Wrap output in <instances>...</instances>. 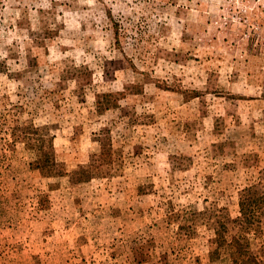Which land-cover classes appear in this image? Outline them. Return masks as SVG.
<instances>
[{"label": "rangeland", "instance_id": "rangeland-1", "mask_svg": "<svg viewBox=\"0 0 264 264\" xmlns=\"http://www.w3.org/2000/svg\"><path fill=\"white\" fill-rule=\"evenodd\" d=\"M262 195L264 0H0V264H264Z\"/></svg>", "mask_w": 264, "mask_h": 264}, {"label": "trees", "instance_id": "trees-1", "mask_svg": "<svg viewBox=\"0 0 264 264\" xmlns=\"http://www.w3.org/2000/svg\"><path fill=\"white\" fill-rule=\"evenodd\" d=\"M34 132L27 133V136H37L40 132V129L34 130ZM40 143L42 155L38 158L36 162V169H39L42 174L46 176H52L55 171L56 162L54 160V150H53V141L54 136L45 134L39 135V138H36ZM48 146L47 151L44 148ZM256 202L258 204V211L262 210L264 206V195L257 196ZM264 214V209L262 210ZM217 246L218 254L224 253L228 258L230 264H263L258 257V254L253 253L249 241L244 237H234L232 241H227L221 234L217 236Z\"/></svg>", "mask_w": 264, "mask_h": 264}]
</instances>
